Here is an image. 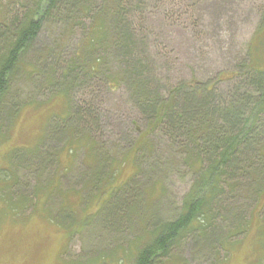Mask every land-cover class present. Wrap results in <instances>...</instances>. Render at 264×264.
I'll list each match as a JSON object with an SVG mask.
<instances>
[{"label":"rangeland","instance_id":"rangeland-1","mask_svg":"<svg viewBox=\"0 0 264 264\" xmlns=\"http://www.w3.org/2000/svg\"><path fill=\"white\" fill-rule=\"evenodd\" d=\"M106 4L124 8L119 21L108 19L116 40L98 53V74H75L70 106L54 83L76 57L91 16L75 28L56 16L44 20L1 103L0 264H134L144 232L157 220H174L194 183L176 152L178 138L155 128L134 89L143 87L146 101L157 102L180 89L178 111L189 106L187 85L217 82L219 102L242 105L246 113L252 105L246 96L253 103L258 95L243 81L247 65L264 69V0H93L92 6ZM125 26L123 49L116 35ZM49 109L54 118L47 128ZM260 121L264 137V113ZM247 158L254 164L243 166L233 194L205 218V237L187 233L164 264H264V244L256 243L264 231V157L249 152ZM157 182L163 197L144 203L138 193ZM124 185L95 215L110 189ZM82 219L88 223L80 226Z\"/></svg>","mask_w":264,"mask_h":264},{"label":"trees","instance_id":"trees-1","mask_svg":"<svg viewBox=\"0 0 264 264\" xmlns=\"http://www.w3.org/2000/svg\"><path fill=\"white\" fill-rule=\"evenodd\" d=\"M114 1L121 2V0ZM15 5L16 7H13ZM92 5L93 0H0V114L1 103L20 67L22 56L37 38L43 21L52 16L64 21L70 28L83 25V20L86 17H92L85 40L78 48L76 57L66 64L62 81L54 83V88L60 83L57 96L62 95L66 100V105L70 106L69 91L72 89L69 87L76 84L75 74L80 75V72H83L81 76H92L101 71L103 59L98 53L107 42L116 40L114 32L107 27L108 19L114 15L117 17V14L124 8L121 5L118 7L108 4L94 8ZM120 19L121 15H118L117 21ZM109 34L110 38L107 39ZM116 36H118L117 46L124 49L129 39L128 27L122 28ZM246 68L250 72L246 73L243 82L258 94L253 103L246 96L244 102L248 101V104H252L249 113L241 108L242 105L220 103V97L218 98L216 94L217 82L198 83L192 88L187 85L186 89L192 92L186 98V104L189 106L187 109L179 111L176 109L177 98L175 99V97L180 93V89H173L167 102L146 101L145 90L141 83L138 85L144 91L134 89L142 100L140 104L150 110L155 128L162 125L168 129L167 132L173 138H178L176 152L181 158L182 165L194 177V183L183 198L177 217L163 223H158L157 220V225L153 230L144 232V244L138 249L134 264L166 263L172 258L171 252L174 247L187 233L192 234L198 231V236L204 238L203 230L205 228L202 224L205 222V218L211 213L213 207L223 202L225 196L233 194V190L236 188V185H233L234 178H237L239 172L246 171V167L243 166L247 162L250 163L247 158L248 153L264 157V137L260 135L259 131L263 128L260 116L264 113V69H258L254 65H247ZM52 77L53 74L50 75V79ZM220 80L219 75L218 81ZM135 83L137 84L136 81ZM240 101L238 99V102ZM48 114L50 118L48 119V115H46L47 128L50 126L51 119L54 118V110L49 109ZM69 114L71 116V112L67 114L68 123L70 121ZM65 121L67 123V118ZM54 129L53 126L50 132L56 135ZM181 136L187 140V144L184 143ZM138 148L139 146H137ZM20 151L22 150H15L12 159ZM30 155L34 158L40 154L36 150L30 151ZM250 164L253 165L254 162ZM133 180L131 179L129 183H133ZM159 184L158 182L150 184L148 188L143 189L142 194L137 191L138 197L144 195V203L148 200L150 202L152 199L160 200L163 197L164 188ZM124 187L125 185L111 188L108 198L98 206L99 209L95 215L118 199L119 193L124 192ZM155 190L158 193L152 195ZM261 193L260 189L258 196ZM134 197L136 198L137 194ZM115 208L114 206L110 211ZM67 219L69 220L71 217L69 216ZM87 223V220L82 219L80 226ZM194 224H197L198 227H194ZM248 227L245 222L243 227H240L242 231L247 229L243 233V237L248 234ZM235 232L239 233V231ZM256 238V243L262 247L264 231H261ZM225 244L227 243H220L223 250L222 246ZM254 254H258V259L262 257L261 251H255ZM70 264L73 263L70 262Z\"/></svg>","mask_w":264,"mask_h":264}]
</instances>
